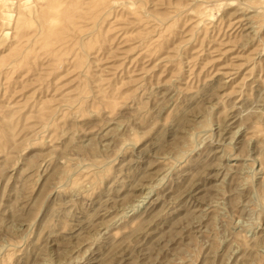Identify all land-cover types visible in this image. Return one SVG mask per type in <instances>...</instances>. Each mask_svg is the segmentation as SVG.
Wrapping results in <instances>:
<instances>
[{"label":"rangeland","instance_id":"obj_1","mask_svg":"<svg viewBox=\"0 0 264 264\" xmlns=\"http://www.w3.org/2000/svg\"><path fill=\"white\" fill-rule=\"evenodd\" d=\"M0 264H264V0H0Z\"/></svg>","mask_w":264,"mask_h":264}]
</instances>
